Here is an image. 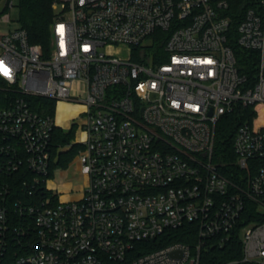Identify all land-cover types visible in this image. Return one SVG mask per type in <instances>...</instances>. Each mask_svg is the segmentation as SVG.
<instances>
[{
    "label": "built area",
    "instance_id": "2783aa9c",
    "mask_svg": "<svg viewBox=\"0 0 264 264\" xmlns=\"http://www.w3.org/2000/svg\"><path fill=\"white\" fill-rule=\"evenodd\" d=\"M12 6L0 0V24ZM228 7L52 0L47 55L22 28L0 31V264H206L202 250L235 236L242 256L223 264H264V0L231 36L256 54L253 77ZM29 97L84 108L78 199L43 194L57 121ZM237 105L252 108L233 138L245 187L211 160L216 122ZM186 225L195 240L143 251Z\"/></svg>",
    "mask_w": 264,
    "mask_h": 264
},
{
    "label": "trees",
    "instance_id": "16d2710c",
    "mask_svg": "<svg viewBox=\"0 0 264 264\" xmlns=\"http://www.w3.org/2000/svg\"><path fill=\"white\" fill-rule=\"evenodd\" d=\"M259 0H228L229 7L226 14L231 18L229 42L234 47L239 70L248 77H253L256 69L257 57L254 52L240 50L233 43L232 34H234L237 24L240 22L245 10L249 7H255ZM52 0H20V28L25 30L28 41L32 44H39L45 55L50 51V25L53 20V11L51 9ZM162 41L156 47L161 48ZM0 80V85H1ZM0 96L1 93H0ZM28 101L32 108L40 112L44 110L53 115L55 102L46 98L29 97ZM43 108V109H42ZM252 108L237 105L232 112L221 115L215 125L214 143L211 160L217 170L228 178L231 182L245 187L247 174L240 168L236 161V155L233 150V138L238 126L250 119ZM74 131L72 126L68 131L60 128L54 129L52 141L55 145L69 143ZM54 145V144H53ZM78 150V146L72 145L67 153H60L56 163L59 167H65ZM43 194L50 197L51 204L57 200L56 193L45 191ZM251 209L252 206L250 205ZM186 225L182 229L169 230L163 235L142 243L143 251H150L170 242L181 241L190 242L196 239L193 229ZM242 256L241 241L238 236L227 240L222 247L211 245L206 250H202V263L223 264L230 260H238ZM238 264H258L249 262H240Z\"/></svg>",
    "mask_w": 264,
    "mask_h": 264
},
{
    "label": "crops",
    "instance_id": "0c3cea01",
    "mask_svg": "<svg viewBox=\"0 0 264 264\" xmlns=\"http://www.w3.org/2000/svg\"><path fill=\"white\" fill-rule=\"evenodd\" d=\"M59 107L62 108V117L60 119L57 118ZM83 110L84 108L82 105L71 104V103L64 102V101L55 103V113L53 116L56 118V121H57L56 128H60L63 131H68L72 126H74L73 135L69 143L63 144V145H55L56 142L52 141L51 152H50L52 155V165H53L52 169L54 167L62 169L60 171V174L62 176L67 175V172H66L67 167L71 166L74 163H75V166H77V159H76L77 153L83 148L82 142H79L80 139H82L85 136L83 130L81 129L79 125V122H80L79 116ZM72 145L78 146V150L75 152L74 156L71 158V160L67 163L65 167L57 166L56 163L58 161L59 154L67 153ZM74 171L75 170L73 169L72 175L74 176L78 175L74 173ZM47 186L49 187L51 191H53V193L57 194V197L59 198V200L65 201V200L78 199L80 197V191L83 187V184L78 186L79 188H77V190H75L76 192L74 193L71 192L72 189H71L70 183L65 182L63 183V185L56 186L55 183H52L51 180L48 179Z\"/></svg>",
    "mask_w": 264,
    "mask_h": 264
},
{
    "label": "rangeland",
    "instance_id": "374dc122",
    "mask_svg": "<svg viewBox=\"0 0 264 264\" xmlns=\"http://www.w3.org/2000/svg\"><path fill=\"white\" fill-rule=\"evenodd\" d=\"M13 1V6L10 8L9 14H10V21L8 22H4L2 24H0V31H7V30H12V29H16V28H20V20H19V16H20V0H12ZM149 53V52H147ZM3 83H1L2 85ZM3 100H0V105L3 104ZM43 109V108H42ZM40 112L43 113H47L44 110H41ZM54 113H55V107H54ZM53 113V115H54ZM49 114V113H47ZM51 115V114H50ZM75 168V163L72 164L71 166L67 167L66 172L67 175L66 176H62L60 174V171L62 169L54 167L52 169V173L49 176V179L51 180L52 183H55L56 186H60L63 185V183H70L71 184V189H72V193L76 192L75 190H77V188H79L78 186L82 185L84 182V178L83 176L80 175H72V171Z\"/></svg>",
    "mask_w": 264,
    "mask_h": 264
},
{
    "label": "bare ground",
    "instance_id": "6f19581e",
    "mask_svg": "<svg viewBox=\"0 0 264 264\" xmlns=\"http://www.w3.org/2000/svg\"><path fill=\"white\" fill-rule=\"evenodd\" d=\"M61 107V105H60ZM59 107L57 118L60 119L62 117V108ZM80 108V107H79Z\"/></svg>",
    "mask_w": 264,
    "mask_h": 264
}]
</instances>
